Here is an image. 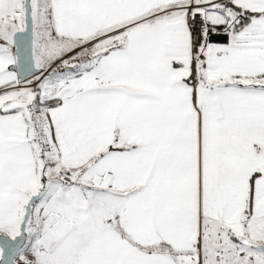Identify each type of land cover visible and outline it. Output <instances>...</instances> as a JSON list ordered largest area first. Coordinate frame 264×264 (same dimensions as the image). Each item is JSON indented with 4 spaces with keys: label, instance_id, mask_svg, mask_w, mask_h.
I'll use <instances>...</instances> for the list:
<instances>
[{
    "label": "snow or ice",
    "instance_id": "1",
    "mask_svg": "<svg viewBox=\"0 0 264 264\" xmlns=\"http://www.w3.org/2000/svg\"><path fill=\"white\" fill-rule=\"evenodd\" d=\"M0 264H264V0H0Z\"/></svg>",
    "mask_w": 264,
    "mask_h": 264
}]
</instances>
